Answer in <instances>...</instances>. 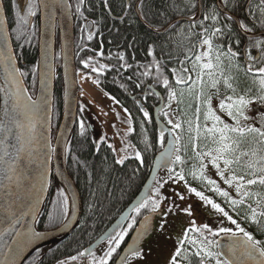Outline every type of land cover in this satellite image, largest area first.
Returning <instances> with one entry per match:
<instances>
[{"label": "snow or ice", "instance_id": "snow-or-ice-1", "mask_svg": "<svg viewBox=\"0 0 264 264\" xmlns=\"http://www.w3.org/2000/svg\"><path fill=\"white\" fill-rule=\"evenodd\" d=\"M83 2L84 0H80L77 4V12L80 11ZM142 2L143 0L141 4ZM10 3L11 7L16 9L17 25H29V18L36 15L38 7L36 0H26L23 10L17 0H10ZM241 9L251 21V25L233 15ZM0 11L4 9L0 8ZM166 12L175 14L177 19L175 21L166 19L165 25L154 28V31L170 33V35L166 42L149 46L148 55L152 56V60L143 65L144 71L139 73L143 77L151 78L153 83L148 87L153 89L155 95L160 96V93L155 92V86L162 85L167 99V103L160 108L162 116L167 118V121L166 125L160 128L159 139L163 142L166 132L171 139L167 141L168 147L161 152L158 160L166 159L167 163L182 166L188 163L181 155L182 152L187 153V147L182 143L183 132L186 130L192 150L189 159L194 162L189 168V174L211 186L217 194L227 200L237 214L240 209L246 210L247 215L244 219L254 223L257 232L264 234V110H262L264 109V0H169ZM4 22L0 16V26H3ZM234 24L237 26L235 30ZM257 28L261 31L257 32L255 30ZM14 31H19V28ZM237 32L246 38L247 42L243 48H239L241 41ZM88 39H92L91 35ZM5 40H7L6 35ZM91 59L92 57H89L88 60L81 62L88 67ZM120 59H123L122 54ZM0 60L6 61L7 78L16 86L11 96L6 92V119L0 121V172L3 173V180L6 182L0 183V189L3 190L6 198H10L13 195L11 191L13 185L17 188L23 187L25 193L31 197L36 192V185L32 183L31 174L22 170V165L25 158L31 161L33 157L35 141L31 137L35 123L29 119L25 125L19 114L9 119L7 104L11 100L14 113L22 104L26 109L34 112L38 102L32 100L31 96L24 95L26 89L21 87V78L26 73L16 66L15 57L11 53L5 56L3 50H0ZM169 63L173 65L171 68ZM124 66L130 67V65ZM105 67L100 65L99 68H92V71L99 72ZM50 71V66L46 65V70L41 72L42 87L46 86ZM240 72L251 81V86H241L238 76ZM32 74L35 75V70ZM165 96H160L161 101ZM186 99L189 102H186ZM41 100L45 104L48 103L43 95ZM214 101L217 102L215 107ZM173 102L177 105L176 109L171 107ZM253 104L258 108L253 109ZM141 111L145 117L149 116L144 109ZM176 112L184 118L176 117ZM251 112H255V115H250ZM13 128L16 129L15 132ZM81 128L83 129V124ZM128 131L131 132L132 129L129 128ZM10 137L15 140L14 144L11 143ZM145 143L146 147H150L147 141ZM132 147L134 149V146ZM135 156L140 158L141 153L136 151ZM116 163L123 164L124 158L118 159ZM209 166L215 169L216 176L235 192L236 196H232L229 190L222 189L216 179L206 175ZM173 171L174 169H169V179H172ZM38 176L39 192L42 193L46 189V169L45 172L38 173ZM175 178L180 181L185 180L183 168L180 172H175ZM155 190L159 192V188ZM189 191L236 225L235 231L231 227H221L218 230L230 236L226 259L218 258L220 252L209 250L208 246L213 241L208 240L206 236L199 242L192 241L193 244H198L196 256H201L203 252L206 256L217 257L216 264H264V240L256 239L252 232L240 227L228 211L205 196L203 192L192 187ZM179 198L184 199L183 196ZM161 199L163 197L145 199L138 202L133 211L139 213L151 200V208L155 212L161 207ZM5 203L7 206L4 211L7 215L4 223L7 226L0 231V240H3L5 233L14 230V225L19 224L22 216L34 209L35 203H39V195L36 196L35 203L31 200L28 202V212L14 211L7 200ZM52 205L53 211L48 214L50 221L54 222L67 215L68 197L63 191L57 190ZM183 211L188 212L189 209L185 208ZM131 219L132 223H129L127 228L121 229L118 222L113 230L105 234L104 238L109 247L103 256L97 258L94 253L85 249L84 252H78L68 259L58 260L56 264H68L69 260L76 261L85 253L90 257V264H109V259L125 240L128 230L136 223L135 217ZM144 219L147 221L148 217L145 216ZM160 228H164L163 222ZM202 229L208 230L213 236L216 235L207 224L195 230L200 232ZM41 235L43 233L31 228L25 232L16 230V239H13L11 244H3L7 252L4 253L5 258L0 260V264H15V256L23 246L21 237L23 241L30 243ZM142 235V232H138L135 239L138 240ZM179 243L182 244L183 240ZM13 245L16 247L13 248ZM217 247H220L218 242ZM127 251V255L120 257L119 264H130L134 259L143 258L144 254L139 247L130 245ZM180 253L181 249L177 247L169 264H179L177 256ZM33 264H39V256L34 259ZM200 264H204L203 257L200 259Z\"/></svg>", "mask_w": 264, "mask_h": 264}, {"label": "trees", "instance_id": "trees-1", "mask_svg": "<svg viewBox=\"0 0 264 264\" xmlns=\"http://www.w3.org/2000/svg\"><path fill=\"white\" fill-rule=\"evenodd\" d=\"M21 10L22 4L17 0ZM80 3V2H79ZM169 0H144L142 5V14L146 21L156 26H164L166 19H177V16L173 13L166 12ZM4 7L6 8L9 25L11 28L12 38L14 45L22 65V71L26 73L24 78L28 84V87L32 92L35 91L36 83V63H37V34H38V7L36 9V15L34 16V23L30 27L18 26L16 23V9L11 7L10 0H4ZM132 5V4H131ZM130 5V10L126 11L125 0H85V10L76 13L79 17L85 21L94 22L95 27L99 26L98 34L95 35L97 39L82 40L76 35L77 49L81 46H86L88 55H94L96 52L103 48L102 55L98 58V65H107L105 74L99 76L97 80L100 81V86L103 90L114 97L124 109H127L131 117V129L129 132V140L136 150L141 153V157L137 158L135 155L128 156L124 159L123 164H118V160L112 146L106 143L104 140L98 147L94 143L89 130L76 129L72 139L70 141L66 164L70 174L75 180L81 194L83 202V214L82 219L75 229V231L63 242L56 246H50L37 250L32 256H30L24 264H33L34 259L39 256V264H56L58 260L66 259L71 256L77 255L78 252H83L84 249L95 241L104 232L118 216L128 207L132 202V199L138 195L142 186L144 185L147 177L149 176L151 166L155 154L161 150L165 139L162 142L159 139L160 133L155 125L152 110L154 104L157 103V97L151 93L146 95L143 99L145 111L149 113V116L145 117L141 108L135 101L128 98V95H136L142 92L148 83H153L151 78L143 77L139 73L144 71L143 65L149 63L152 60V56L148 55L149 46L153 44H160L166 42L170 33H157L147 28L138 18ZM110 10V11H109ZM109 12L114 15V18L109 15ZM187 15V13H185ZM233 15L244 19L246 23L251 25V21L245 16L244 11L241 9L233 13ZM122 16V19H118ZM183 23V21H181ZM236 25H233L234 30ZM19 31H14L18 29ZM21 28L23 34L20 32ZM260 32L261 29H255ZM240 39L245 38L237 32ZM89 37V36H87ZM27 41V42H26ZM81 43V44H79ZM125 50L126 57L123 59L115 58L114 54L117 51ZM179 51V49H177ZM158 52V50H157ZM155 54V53H154ZM255 55V52H253ZM76 62L78 67H81L78 62V51H76ZM95 56V55H94ZM158 58V57H157ZM167 59V57H165ZM130 65V67L124 71V68L120 65ZM173 65L169 63V68ZM35 70V75H33ZM60 74V73H59ZM58 74V75H59ZM242 87L251 86V81L244 75L243 72L238 73ZM171 79V77H170ZM121 81L122 85L126 86V90H121L118 85ZM139 85V87H137ZM165 96V92L162 85H157ZM59 98V99H58ZM55 100L58 99V103L55 101L54 109V122L57 124L62 115V98L61 89L57 87ZM167 103V99L165 96ZM162 117V114H161ZM165 120L166 118L163 117ZM167 121V120H166ZM150 147H146V143ZM183 145L187 147V153H181L184 159L188 161L186 165L176 164L170 167L174 169L172 172V179H169V170L162 171L158 176L154 185L153 194L150 198L163 197L160 200V210L169 214L173 210L169 206L170 192L177 190L180 185H188L192 188H196L197 191L203 192L205 196H208L214 202L220 204L234 219L240 227L252 232L256 239L264 240V234L257 232L256 225L249 220L244 219L247 215L246 210L240 209L237 214L227 200L217 194L213 188L207 185L206 182H202L199 178H193L189 174V168L194 163L189 157L192 155L190 140H187L183 135ZM141 160L143 161L141 163ZM183 168L185 180L180 182L175 178V172H180ZM56 182V181H55ZM159 188V192L155 189ZM57 191L52 190L47 202V206L44 212L38 219L37 226L39 229L53 228L59 225V221H50L49 212L53 211L52 200L56 198ZM157 209V210H159ZM151 200L149 205L142 208L139 213L133 212L132 216L128 220L124 228H127L129 223H132V217H135L136 223L133 224L132 229L128 230V234L125 236V240L121 243V246L117 249V252L113 254V257L109 259V264L116 261L119 256V252L129 240L131 233L133 232L139 219L146 213L151 212ZM66 217V216H65ZM236 230V225L233 228ZM198 233V232H197ZM201 235L200 233H198ZM215 236H211L210 239L213 243L210 244L213 250H217ZM105 245V251L109 247L108 242L103 243L98 249ZM98 249L94 252L97 255ZM181 253L177 256L179 264H200L201 257L195 255L194 250L189 244H182ZM104 251V253H105ZM102 253V256L104 255ZM90 259L84 257H78L76 261H85ZM204 264L212 262V260H206L204 257Z\"/></svg>", "mask_w": 264, "mask_h": 264}, {"label": "water", "instance_id": "water-1", "mask_svg": "<svg viewBox=\"0 0 264 264\" xmlns=\"http://www.w3.org/2000/svg\"><path fill=\"white\" fill-rule=\"evenodd\" d=\"M39 6V37H38V65H37V87L33 93L27 86L24 76L21 78V87L26 89L24 93L25 96H31L32 100L38 102L37 109L33 112L26 109L23 104L19 106L15 113L12 110V102L8 101L9 119L15 117L19 114V118L25 125H27L29 119L33 120L35 123L34 133L32 134V139L35 141V146L33 148L32 160H23L22 170L31 174L33 177L32 183L36 185V192L29 197L23 187L17 188L15 185L12 186L11 191L13 195L10 198H6L2 189H0V231L6 227L4 223V218L7 215L4 208L7 203L11 204L12 209L23 210L28 212L27 204L31 200L35 203L36 196L39 195V203H35V207L32 211L28 212L20 218L19 224L14 225V230L5 233L3 240H0V260H3L4 253L7 252V248L3 247L4 243L11 244L13 239H16L15 231L25 232L27 229L31 228L37 232L43 233L38 238L33 239L30 243L21 241L23 246L19 249L18 255L15 256V264H24V262L32 256L37 250L41 248H47L50 246H56L57 244L63 242L67 239L74 230L78 227L83 214V202L75 184L72 175L67 169L66 157H67V146L72 135L73 128L77 120L78 104H79V81L77 76V68L74 58V24L72 16V7L70 0H37ZM26 0H24V5ZM47 5V6H45ZM3 0H0V8L4 11H0V16L4 19L3 26H0V50H3L4 55L7 56L11 53L15 57L16 66L21 69V65L17 56L16 48L13 42L11 28L8 22V17L4 7ZM33 18H31L32 22ZM57 27L59 28V38H60V48H61V64L56 67V41H57ZM5 35L7 40H5ZM6 61L0 60V70L4 74L7 85V93L9 96L15 91V85H13L7 78V73L5 71ZM46 65L50 66L51 71L48 74L46 80V86L42 87L41 72L46 70ZM61 70L63 78V108L62 115L59 121L58 128L54 127V94H55V78L58 71ZM22 71V69H21ZM153 90V89H152ZM156 93H160L155 89ZM42 95L48 100L45 104L41 97ZM160 96H162L160 94ZM141 105V103L139 102ZM164 100L155 107L154 109V119L156 121L158 132L160 133V128L165 126V122L160 116V108L163 106ZM6 119V117H5ZM5 121V120H4ZM15 132L16 129L13 128ZM166 140L161 148L155 155L153 159V164L141 190L138 195L128 207L112 221L111 225L101 234L95 241L90 243V245L85 248L90 252L94 253L103 243L107 240L104 238L105 234L113 230L114 226L119 222L121 229L125 227L128 220L133 214V208L138 202L148 199L153 194L154 185L160 173L162 171H167L172 166L171 163H167L166 159L158 158L167 147V141L171 137L166 132ZM25 135L27 136V130H25ZM11 143H15V140L10 137ZM46 169V189L44 192L40 193V179L38 173L45 172ZM55 179L57 183H60L67 197L70 199L69 208L70 211L67 214L64 222L53 229L43 230L37 227L38 219L44 208V203L46 202L52 180ZM0 183H6L3 180V173L0 172ZM23 183V182H22ZM71 201V203H70ZM162 210L151 211L144 214L135 226V229L131 233L129 240L123 250L119 252L115 264H119L120 257L128 254L129 246L139 247L142 249L144 241L153 233L155 226V219L157 216L162 215ZM147 216L148 220L145 221L144 217ZM119 230V229H117ZM142 232L143 235L137 240V233ZM114 234V233H113ZM219 243L220 247H217L218 252L221 253L223 259L227 258V245L230 242V236L224 233L216 237V243ZM16 245H13L15 248ZM84 249V251H85ZM83 251V252H84ZM84 258H88V253H85ZM69 264H78L77 262ZM79 264H86L83 261Z\"/></svg>", "mask_w": 264, "mask_h": 264}, {"label": "rangeland", "instance_id": "rangeland-1", "mask_svg": "<svg viewBox=\"0 0 264 264\" xmlns=\"http://www.w3.org/2000/svg\"><path fill=\"white\" fill-rule=\"evenodd\" d=\"M18 1L22 4L23 8L24 0ZM20 32L23 34L22 28ZM79 85L81 90L80 119L82 118L86 125H91L95 141L99 143L104 139L111 144L113 150H115L117 159H125L128 156L135 155L137 151L136 147L133 149V145L129 140L128 129L131 128V117L129 113L82 74L79 75ZM58 99H56L57 103ZM186 102L189 101L186 99ZM216 103L217 102L214 101V107ZM255 106V104L252 105L253 109H255ZM171 107L172 109H176V103L173 102ZM249 114L255 115V112ZM175 115L181 119L184 118L179 112H176ZM183 134L187 140H190L186 130ZM206 175L212 179H216L222 189L229 190L232 196H236V193L229 189L228 186L216 176L215 169L211 168V166H209ZM189 188L190 186L183 184L180 185L177 190L170 192L169 206L173 211L167 215L164 214L163 216L156 217L154 231L142 245L143 258L134 259L130 264H169L176 248H180L183 243L193 244V240L199 242V240H202L205 236L207 239L211 238L212 235L208 230L202 229L198 232L201 235L195 230L204 224L209 225L212 232L218 234L220 233L218 230L221 227H231L232 229L235 227V225L224 217L222 213L213 209L211 205L205 204L195 193L190 192ZM60 191L65 193V190L62 188ZM180 196H183L184 199L181 200L179 198ZM185 208H188L189 211H183ZM64 219L65 217H62L57 220H60V223L64 221ZM162 222L164 223L163 229L160 228ZM185 233H187L186 236ZM181 240H183L182 244L179 243ZM194 246L195 249L198 250V244H194ZM208 247L209 250H211V246L209 245ZM104 251L105 245L98 249L96 257L99 258L102 256ZM215 259H217V257H215ZM69 262L74 263V261L71 260H69ZM86 262L90 264V259L86 260Z\"/></svg>", "mask_w": 264, "mask_h": 264}, {"label": "bare ground", "instance_id": "bare-ground-1", "mask_svg": "<svg viewBox=\"0 0 264 264\" xmlns=\"http://www.w3.org/2000/svg\"><path fill=\"white\" fill-rule=\"evenodd\" d=\"M3 2H4V0H3ZM36 2H37V5H38V1L36 0ZM143 2H144V0H143ZM143 2H142V4H141V0H125V3H126V11H129L130 9V5L133 7V10H134V12L136 13V15L138 16V18L140 19V21L147 27V28H149V29H151V30H153L154 31V28H156V27H161V26H156V25H153V24H151V23H149L148 21H146L145 19H144V17H143V14H142V11H141V9H142V5H143ZM70 3H71V1H70ZM5 10H6V8H5ZM38 10H39V6H38ZM110 11V10H109ZM108 11V13H109V15L110 16H112L113 18H114V15L113 14H111V12H109ZM6 14H7V11H6ZM72 16H73V24H75V20H74V12H73V10H72ZM7 17H8V15H7ZM31 18L32 17H30L29 19H30V24H29V26L31 27L32 25H33V23H34V18H33V20H32V22H31ZM122 19V16H119L118 17V19ZM175 21V20H174ZM8 22H9V20H8ZM74 31V30H73ZM76 35L77 34H75V31H74V58H75V64H76V50H75V37H76ZM38 37H39V17H38V34H37V46H38ZM243 39V38H242ZM242 39H240V41H241V43H240V45L239 46H241L242 45V43H243V41H242ZM60 38H59V28L57 27V41H56V63H55V65H56V67H58L60 64H61V48H60ZM36 46V47H37ZM88 51V50H87ZM17 52V51H16ZM114 54V53H113ZM17 56H18V54H17ZM18 59H19V57H18ZM19 62H20V60H19ZM20 65H21V62H20ZM37 65H38V47H37V63H36V78H37ZM126 65V64H125ZM122 67L123 68H126V69H128L129 67H125L124 65H122ZM21 69H22V65H21ZM25 81H26V79H25ZM26 84H27V82H26ZM149 84H152V83H148V84H146V86H145V88H144V90L142 91V92H140V93H138V96H136V95H131V94H129L128 95V98L130 99V100H132V101H135L137 104H138V106L141 108V109H144V110H146L145 109V106H144V104H143V99H144V97L146 96V95H148L149 93H151V94H153V95H155V93L153 92V90L151 89V88H149L148 87V85ZM27 86H28V84H27ZM36 87H37V79H36V83H35V90H36ZM57 87H59L60 89H61V98H62V108H63V78H62V73L61 74H59V75H57L56 76V78H55V94H54V98L56 97V91H57ZM155 89H157L159 92H160V94L162 95V96H164L163 94H162V92H161V90L157 87V86H155ZM6 92H7V85H6V79H5V76H4V74L1 72V70H0V121H4L5 120V107H6V105H5V101H6V99H7V97H6ZM109 97H111L112 99H114L115 101H116V103L120 106V107H122L123 108V106L114 98V97H112L110 94H107ZM156 97H157V103L156 104H154V106H153V110H152V116H153V119H154V109H155V107L160 103V96H157V95H155ZM79 97H81V90H80V87H79ZM53 98V99H54ZM55 99H54V109H55ZM139 102L141 103V105L139 104ZM165 102H166V100L164 99V104H165ZM8 105V104H7ZM264 110V109H263ZM154 122H155V125H156V121H155V119H154ZM81 124H83V126H85L84 124H85V121L81 118L80 119V98H79V104H78V112H77V120H76V123H75V126H74V128H73V131H72V135H71V138H70V140H69V143H68V146H67V151H68V147H69V144H70V141H71V139H72V136H73V134H74V132H75V130L76 129H78V130H89V133H90V135H91V137H92V139H93V141H94V143L96 144V146L98 147L99 145H101V142H103V140H101L99 143H97L96 141H95V139H94V136H93V131H92V127H91V125L90 124H87L85 127H83V129L81 128ZM58 125H59V122L57 123V124H55V122H54V127L55 128H58ZM156 127H157V125H156ZM184 135V134H183ZM185 136V135H184ZM106 143H108L106 140H104ZM109 144V143H108ZM109 145H111V144H109ZM158 153V152H157ZM157 153L155 154V155H157ZM116 154V153H115ZM116 157H117V155H116ZM153 164V163H152ZM152 167V166H151ZM67 169H68V167H67ZM69 171V170H68ZM74 182H75V180H74ZM75 184H76V182H75ZM77 185V184H76ZM78 187V186H77ZM64 189L63 188V186L60 184V183H57V182H55L54 180H52V184H51V187H50V191H49V195H48V198H47V200H46V202L44 203L45 205H44V208H43V210H42V213L44 212V210H45V208H46V206H47V202H48V199H49V196H50V193H51V191L52 190H60V189ZM78 190H79V188H78ZM79 192H80V190H79ZM65 194H66V192H65ZM67 195V194H66ZM81 195V194H80ZM68 200H70L69 198H68ZM70 203H71V201H70ZM70 209L71 208H69V201H68V211H67V214L69 213V211H70ZM41 213V214H42ZM140 220V219H139ZM64 221H62L59 225H57V226H55V227H53V228H56V227H58V226H60L62 223H63ZM138 223V222H137ZM38 227V226H37ZM53 228H45L44 230H50V229H53ZM135 229V228H134ZM75 231V230H74ZM103 234V233H102ZM66 240V239H65ZM64 240V241H65ZM128 242V241H127ZM127 244V243H126ZM125 244V245H126ZM88 247V246H87ZM86 247V248H87ZM125 247V246H124ZM123 247V248H124ZM41 249H43V248H41ZM40 250V249H39ZM123 250V249H122ZM66 259H68V258H66ZM62 260H64V259H62ZM112 264H115V262L114 263H112Z\"/></svg>", "mask_w": 264, "mask_h": 264}, {"label": "flooded vegetation", "instance_id": "flooded-vegetation-1", "mask_svg": "<svg viewBox=\"0 0 264 264\" xmlns=\"http://www.w3.org/2000/svg\"><path fill=\"white\" fill-rule=\"evenodd\" d=\"M70 1H71L72 10L74 12V20H75L74 31H75V34H78L79 38H81L82 40H86V41L89 40L87 37L89 35H91L92 40L97 39V38H95V35L98 34L97 32H98L99 26L95 27L94 22L85 21L83 18L79 17L78 13H76V16H75L74 10L77 7V4L80 2V0H70ZM24 8H25V5H23V9ZM83 10H85V0L80 5V11H83ZM32 18H35V17L33 16ZM242 41H243V43L241 46H239V48H243L247 42L246 38H243ZM79 44H81V43H79ZM239 48L237 50H239ZM75 50L78 51V54H79L78 62L81 64L80 65L81 67H78L77 62H76L77 76L82 74L85 78L90 80L95 86L97 85L100 89H102L103 87L100 86V81L97 80V78H99L100 75L103 76L105 74V70L107 68V65H105V63L100 64V65H105L106 67L101 69L99 72H93L92 68H99L100 67V65H98V58H100V56H101L100 53L103 52V48H100L96 52V54H94L95 56L90 55V54L88 55L89 52L87 51L86 46H81V47H78V49H77L76 37H75ZM121 54L123 55V58H124V56L126 57L125 50H123V51L119 50V51L115 52L114 56H115V58L118 57L117 59H120ZM89 57H92V59L89 61V66L85 67L81 61L88 60ZM241 63H243V61H241ZM120 66H122V65H120ZM126 70L127 69L124 68V71H126ZM78 81H79V77H78ZM116 85H118L121 90H123V91L126 90V86L122 85L121 81H119ZM256 108H258L257 105L255 106V109ZM162 119L166 122V120L163 118V116H162ZM84 125L86 126V124H84ZM85 126H83V127H85ZM165 138H166V135H165ZM233 231H235V230H233ZM69 263L70 262H68V264ZM208 264H216V259L212 260V262H209Z\"/></svg>", "mask_w": 264, "mask_h": 264}]
</instances>
